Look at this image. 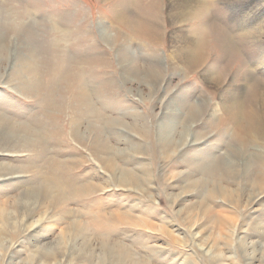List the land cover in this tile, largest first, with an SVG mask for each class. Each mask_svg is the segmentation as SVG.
Returning <instances> with one entry per match:
<instances>
[{
	"label": "rangeland",
	"instance_id": "374dc122",
	"mask_svg": "<svg viewBox=\"0 0 264 264\" xmlns=\"http://www.w3.org/2000/svg\"><path fill=\"white\" fill-rule=\"evenodd\" d=\"M130 1L119 7L126 22L153 27L157 39L114 20L110 6L115 0H0L1 116L23 124L41 109L17 78L18 62L22 65L34 55L37 63L44 58L61 68L62 59L80 56L79 67L92 77L91 89L100 88L99 81H113L104 91V102L99 93L93 97L104 120L85 117L79 129L89 136V129L99 126L102 134H96L112 146L114 164L104 166L103 154L90 150L89 141L70 136L69 110L58 121L64 133L60 173L72 190L83 188L81 184H91L94 190L51 206L49 191L61 194L46 187L42 174L49 169L38 154L0 155V172L21 169L0 181V264H215L220 258L212 255H224L229 264H264V187L254 191L250 183L260 163L249 161L246 175L219 180L214 174L219 158L237 143L207 113L192 127L194 138H204L203 143L192 146L175 138L196 101L218 103V92H238L248 80L250 92L241 90L242 108L248 109L255 90L264 87V0H199V18L181 24L177 5L171 11L176 23L168 21L167 0ZM27 8L30 12L22 15ZM57 16L61 21L54 26ZM191 24L207 41L205 63L196 70H171L173 50ZM27 30L37 36L36 44ZM40 46L41 53L31 51ZM158 67L164 68L160 76ZM41 68L44 75L39 76L46 79V64ZM203 68L211 72L203 73ZM182 98L190 104L182 106L175 122L170 115ZM105 101L107 107L101 110ZM163 118L171 131L169 126L158 128ZM168 119L173 123H166ZM163 133L168 140L175 136L172 145L161 143ZM125 173L137 182L121 186L118 177ZM219 183L235 197L220 196ZM45 188L48 194L36 191ZM258 193L259 201L250 199ZM30 195L38 196L32 201Z\"/></svg>",
	"mask_w": 264,
	"mask_h": 264
},
{
	"label": "bare ground",
	"instance_id": "6f19581e",
	"mask_svg": "<svg viewBox=\"0 0 264 264\" xmlns=\"http://www.w3.org/2000/svg\"><path fill=\"white\" fill-rule=\"evenodd\" d=\"M127 2L131 1L115 0V2H113V4L110 6V13L113 16V19L126 24L127 28L131 32L139 33L140 35H143L151 40L157 39L155 31L151 29L153 27H145L144 25H142V23H139L138 28V24H132L128 21L126 22V16L124 12L119 9V7L124 8ZM167 3L169 12L168 21H170V24L176 23L171 13L172 8L176 5L179 10V24L185 22L191 23L192 21L197 20L202 9L200 4H198L199 0H167ZM158 9L159 8H157L156 6V12L154 13L157 16H159ZM29 12L30 10L27 8V10H23L21 13L22 15H25ZM150 13H152V11L147 12L148 15ZM206 13H208L207 10L205 14ZM53 19L55 21L54 26H58L59 22L61 21L60 16H57ZM182 28L181 30H183ZM26 34L28 39L31 40L33 44L37 43V41H35L37 40V36L30 35L29 30H27ZM201 34L202 33H200L199 31H196V27H194V24H191L189 34H186V36L180 40L179 46H177L173 50L170 63H168L169 65L171 64V66H169L171 70H196L204 65L206 55L205 53H203V51L207 46V41L205 40L204 36H201ZM103 35L108 43L112 44L114 42L111 36L106 32H103ZM172 35L173 33H169L170 41L172 40ZM130 41H132V38L130 39ZM1 45L0 51L3 55V48L1 47ZM36 49L37 48H33V50L31 51L41 53L42 46H40L38 50ZM121 52L120 54H122L123 57V55H125V52L123 50ZM34 57V55H29L25 60H23V62L21 63L22 65H19V62L17 63L19 68H21V70L18 71L19 74H17V78L22 80V82L24 83V89L25 92H27L26 94L29 93L33 97L37 98V100L40 102L41 109L37 113H35V116L31 121L27 120L23 124L14 123L11 119L5 118V116H1L0 114V155L17 156L20 155V153L18 154V152L22 153L24 151L37 153L41 158V161H44L47 164L46 167L49 169L47 170V175L42 174V176L46 179L45 182H47L46 187L49 190H55L59 192V194H61L60 196H56L49 191V195L51 198L50 204L51 206L59 207L62 200H64L66 203L70 200V198H72L71 196L90 192L93 188L95 189V187H93V185L91 184H87V187H85L86 184H81L83 188H79L78 191L72 190V184L71 186H69L70 183L66 181L64 175L60 173L61 171L64 172V165H61L63 161L59 158V156L61 155V145L63 144L64 133L59 129L60 127L58 121L60 119V116L66 113L67 110L71 112V117L69 116L68 122V125H70V136L78 141H89L90 150H95L99 153V155L103 154L101 155V158L104 166L108 165L114 168L112 158L113 148L108 144L109 142H105V139H102L101 128L99 126H96L95 128H92V130L89 129V136L84 135V133L79 129L80 124L85 117L96 116L97 118H100V115L97 112L98 107H94L95 103L93 97L96 96L97 93H99L98 95L100 97V100L104 102V91L111 87L113 81H99L100 88H97L96 90L94 88L91 89V85L89 84L92 77L89 76L87 69L84 70L79 67L80 64H82L80 56H72L73 58L62 59V61L65 63V67L61 68L56 66L53 67V65H51L49 62L50 60L46 62L44 58H41L40 61L38 60L37 63L35 62ZM45 64L47 69L45 70L46 79H43V77H40L44 75V71L41 67ZM48 64L50 68L48 67ZM158 68L159 69H157V74L160 76L162 75L161 72L164 68ZM203 69V73L211 72L206 68ZM124 70L125 69H123L124 74L128 76L129 73H125ZM129 70L130 69H128V71ZM88 77L89 79H86ZM153 78L155 79V75L153 76ZM25 87L29 89H26ZM240 89L244 92V94L250 92L251 87L250 85L248 86V80L245 81L243 87H241ZM241 90L238 92H235L234 89L231 90L227 88L224 89V91L219 90L221 92H218V103H211L205 100L196 101V103L190 107V110L184 119L182 132L180 130L178 135L174 137L176 138V142L178 143L199 145L205 140L202 137L194 138L196 136V133L192 131V127L195 126V124H198L200 118L205 113H207L210 119L216 118L218 120V125L222 127V130H224L223 132H228L230 136L233 137L234 142H236L237 144H233V147H231L232 149L226 150L225 155L219 158L218 169L215 170L214 174L217 175L216 177L219 180L224 177L226 179H237L239 176L247 174L245 165L249 164V161H253L257 164L260 163V170L256 173V175H254V177L250 179L252 189L256 191V189L261 190L264 187V87H260L255 90V93H253V96H251V99L247 103L248 109H245L244 107L242 108L243 95ZM40 94L43 95L41 96ZM103 102L100 105L101 110H104V108L107 107L106 101L105 103ZM250 102L251 107L249 105ZM176 103L179 104V109H176V111L174 112L170 110L173 114L170 115V118L175 120V122H179L180 119L178 115L182 110V106L187 107L190 102H187V99L182 98L178 99ZM19 114L20 113H18V115ZM100 119L104 120V118ZM173 120L168 119L169 122L166 123L171 124L173 123ZM164 124V118L161 121L157 122V126L160 130H162L163 127L169 126V130L171 131L172 125ZM130 127L134 128L131 125ZM94 129L95 131L93 134ZM134 129L137 130L138 133H142L141 128ZM98 131L99 133H101L100 135L96 134L98 133ZM175 131L176 129L174 130L173 135H175ZM167 136L168 135L164 133L159 135V138H161V140H159L162 144H168L169 142L171 143L175 140L174 137L168 140ZM206 136L207 134H204L205 138ZM92 151L90 152L93 153ZM13 152L17 153L13 154ZM20 170L21 169L14 168L9 172H0V181H5L7 179L13 178V175L20 172ZM118 181L120 184H122L121 186L123 187H125L127 184H135L137 182L135 177L128 173L120 175L118 177ZM47 188L43 189L42 191H40L41 189L36 191L38 193L45 192L48 194ZM260 193L255 195L251 194L250 199L259 201L262 198V194ZM218 194L226 199H233V197H235L233 196V190L230 191L229 188L222 186V184L220 183L218 185ZM37 196L38 195H30L28 196V198L32 201H35L34 198H36ZM44 204L46 205V203ZM226 220L229 221L230 219ZM220 224L224 225V221H221ZM206 251L209 252L210 250L208 249ZM223 256L224 255H219L218 257H215V255H212L210 256V258H220L218 260H215V262H217L215 264H229L225 263L226 259L222 260L224 258Z\"/></svg>",
	"mask_w": 264,
	"mask_h": 264
}]
</instances>
